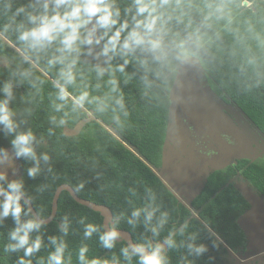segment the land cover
I'll list each match as a JSON object with an SVG mask.
<instances>
[{
	"label": "trees",
	"instance_id": "1",
	"mask_svg": "<svg viewBox=\"0 0 264 264\" xmlns=\"http://www.w3.org/2000/svg\"><path fill=\"white\" fill-rule=\"evenodd\" d=\"M19 2L26 3L27 0ZM196 3H201V0H196ZM214 3L221 6L223 19L216 20L214 17L210 22L211 28L207 34L211 43L197 60L205 69L213 91L223 100L237 105L264 134V83L250 91L244 87L246 82H252L254 75L264 79V0H214ZM192 16L194 23L199 24L201 16L196 11ZM4 22L0 18V24ZM248 60H253L254 64L248 65ZM20 61L15 35L0 34V84L9 78V72L18 65L28 67ZM91 64L80 58L77 83L69 88L73 96H78L84 90L89 92L88 102L76 109L69 102L62 111H55V105L60 103L55 98L56 90L53 87L57 68L48 69L43 61L35 73L43 83L37 81L36 86L32 87L25 82L14 88L16 99L10 107L16 110L14 118L17 121H25L19 131L31 128L38 139L43 137L37 152L49 153L52 172L44 170L35 179L29 178L26 169L30 167V162L14 156L11 138H6L3 132H0V147L7 149L11 159L0 165V172H6L8 180H24V187L33 197L36 212L39 211L43 217L50 215L55 189L63 183L71 185L78 196L107 205L113 216L124 212L126 217L131 215L133 207L143 206L144 189L149 187L156 193L161 210L168 211L170 220L160 235L153 239L151 232L145 230L143 217L135 229L126 219H121L118 228L129 231L136 243H142L145 238L153 243H162L174 223L179 225L188 219L191 232L202 228L201 221L207 220L216 235L210 237L208 231H200L198 242L207 245L208 251L198 258L189 257L194 259V264H264V255L241 262L232 254L250 257L256 253L244 219L251 205L233 179L241 175L264 196V158H244L233 165L211 171L200 191L188 204L183 203L157 173L162 166L170 91L178 69L173 71L169 88L159 98L142 96L138 76L124 85V77L117 73L128 112L125 117L118 111L113 112L111 107L106 111L98 109L96 97H103L107 88L103 82H100L101 87H96L97 80L90 69ZM242 65L246 69L245 74L239 70ZM127 71H133V67L130 65ZM109 104L112 102L109 101ZM25 109H30V114ZM53 116L57 122L63 119L65 123L53 125L50 122ZM77 127L79 130L74 132L66 130ZM49 128L53 130L51 135ZM82 181L83 187H79ZM40 188L43 190L38 191ZM130 188L136 189V196H132ZM65 215L71 221L65 258L70 254L71 264H79L77 251L81 244H87L89 259L98 257L110 260L115 254L120 264H128L120 251L127 245L124 240L119 238L114 248L104 249L97 234L84 239L83 226L78 223L80 218L86 217V222L102 225L104 230L103 217L100 212L76 202L66 190L59 196L56 216L41 230L44 247L31 257L32 264H37L39 257L46 259L48 253L53 251L48 237L61 235L58 228ZM13 227L11 217L0 225V264H16L17 258L23 255V249L4 252L3 245L9 242L7 233ZM35 235L32 234L33 238ZM180 239L184 238L177 237V240ZM185 254L186 249L183 248L168 250L170 264H178ZM132 264H137V258H133Z\"/></svg>",
	"mask_w": 264,
	"mask_h": 264
},
{
	"label": "clouds",
	"instance_id": "2",
	"mask_svg": "<svg viewBox=\"0 0 264 264\" xmlns=\"http://www.w3.org/2000/svg\"><path fill=\"white\" fill-rule=\"evenodd\" d=\"M193 11L201 16L199 24L193 21ZM221 12V6L214 0H201L199 4L196 0H27L26 3L0 0V18L5 21L0 24V34L15 35L21 54L20 63L28 65L27 68L18 65L0 84V132L11 138L14 156L30 162L27 176L35 179L44 170L51 173V157L47 151L37 152L43 137L38 139L31 128L19 131L25 121L14 118L17 112L10 105L16 99L14 88L17 85L27 82L35 87L37 81L43 83L35 75L41 61L48 69L57 68L53 87L55 98L60 103L55 105V111H62L69 102L73 109L88 102L87 90L78 96L69 91L77 83L80 58L87 55L97 61L90 65L97 80L96 87H101L100 82H103L107 88L103 97H96L98 109L106 111L111 107L113 112L118 111L127 117L117 73L124 77V85L138 76L142 96L159 98L169 88L173 71L196 60L211 43L207 30L211 28L210 22L214 17L223 19ZM97 46L99 50L95 51ZM246 63L253 65L254 61ZM130 65L133 67L131 72L127 71ZM239 70L242 74L246 72L243 65ZM262 83L264 79L254 75L252 82H246L244 87L250 91ZM30 111L25 109L29 114ZM50 122L53 125L65 123L63 119L57 122L55 116ZM48 131L51 135L53 130L49 128ZM10 159L7 149L0 147V165ZM83 184L82 181L79 187ZM129 192L136 196L135 188H130ZM144 192L143 206L133 207L127 217L124 212L114 215L107 230L81 217L78 223L83 226L84 239L97 234L101 247L112 249L120 238L118 226L121 219H126L135 229L141 217L145 230L151 232L153 239L158 237L170 216L167 210H161L151 188L145 187ZM32 202L33 197L26 191L22 178L8 180L7 173L0 172V225L8 217L14 222V227L7 233L9 242L3 245V249L5 253L23 249V255L17 258L16 264H32L31 257L44 247L41 230L45 227V220L39 211L35 216L31 214L29 205ZM201 223L202 228L191 232L188 219L179 225L174 223L162 243H153L145 238L142 243L122 247L121 255L128 264H132L134 257L137 264H170L168 250L183 248L186 254L181 256L178 264H194V259L189 257L198 258L208 251L207 245L198 242L200 231H208L210 237L216 235L209 221ZM70 224L69 217L65 215L58 228L61 235L48 237L53 251L46 259L39 257L37 264H71V255L65 258ZM33 233H36L34 238ZM177 237L184 239L177 240ZM213 244L216 245L215 240ZM87 253V244H81L77 251L79 264H120L115 254L109 260L89 259Z\"/></svg>",
	"mask_w": 264,
	"mask_h": 264
},
{
	"label": "rangeland",
	"instance_id": "3",
	"mask_svg": "<svg viewBox=\"0 0 264 264\" xmlns=\"http://www.w3.org/2000/svg\"><path fill=\"white\" fill-rule=\"evenodd\" d=\"M81 59L97 62L87 55ZM77 129L66 128L68 132ZM244 158H264V134L237 105L213 91L197 59L178 68L170 91L162 166L157 173L188 204L211 171ZM176 175L180 176L177 182ZM187 177L190 186L184 183ZM233 182L254 206L245 219L251 240L264 244V196L239 174Z\"/></svg>",
	"mask_w": 264,
	"mask_h": 264
},
{
	"label": "water",
	"instance_id": "4",
	"mask_svg": "<svg viewBox=\"0 0 264 264\" xmlns=\"http://www.w3.org/2000/svg\"><path fill=\"white\" fill-rule=\"evenodd\" d=\"M167 186L172 190V188L168 184H167ZM63 190L68 191L70 193V195L72 196V198L76 202H78L79 204L84 205L86 207H89L90 209H92L94 211L100 212V214L103 217V228H104V230H107V228L109 227V224L113 218V213H112L111 209L105 204L96 203V202H93L89 199H85V198L78 196L76 191L73 189V187L71 185H69L68 183L60 184L55 189V192H54V195L52 198L51 213L48 217H44L45 224L51 222L54 219V217L56 216L57 208H58V199H59V196ZM29 207L32 210V215L35 216L37 212H36L33 204L31 203L29 205ZM118 231L120 232V239L124 240L127 244L136 243L133 240L132 235L129 231H127L125 229H121V228H118Z\"/></svg>",
	"mask_w": 264,
	"mask_h": 264
},
{
	"label": "flooded vegetation",
	"instance_id": "5",
	"mask_svg": "<svg viewBox=\"0 0 264 264\" xmlns=\"http://www.w3.org/2000/svg\"><path fill=\"white\" fill-rule=\"evenodd\" d=\"M227 102V101H226ZM227 103H229V102H227ZM258 159V158H257ZM189 176V175H188ZM177 180H180V176L179 175H176L175 176V178H174V181L175 182H177ZM185 184H187V185H189L188 183H189V178L187 177V180H185V182H184ZM190 186V185H189ZM188 186V187H189ZM173 190V189H172ZM174 191V190H173ZM177 196H178V198H180V196L177 194V193H175ZM183 203H186V202H184L182 199H180ZM251 207V206H250ZM256 211L258 212V214H263V211L262 210H257L256 209ZM250 212L251 211H249V212H247L245 215H244V219H249V217H246V216H248V215H250ZM257 226V225H256ZM258 227V226H257ZM259 228V227H258ZM252 241V240H251ZM254 244H251L252 245V248L254 249V251H256V253L254 254V255H252V256H250V257H246L245 255H243V254H241V255H239V254H236V253H234V252H232V254L234 255V257L236 258V259H238L239 261H241V262H248V261H251V260H253V259H255V258H258V257H261V256H263L264 255V244H261V245H259V241H255V242H253Z\"/></svg>",
	"mask_w": 264,
	"mask_h": 264
},
{
	"label": "crops",
	"instance_id": "6",
	"mask_svg": "<svg viewBox=\"0 0 264 264\" xmlns=\"http://www.w3.org/2000/svg\"><path fill=\"white\" fill-rule=\"evenodd\" d=\"M246 197V196H245ZM247 200H248V198H247ZM249 201V200H248ZM250 202V201H249ZM187 204V203H186ZM250 205H251V207L249 208V210L247 211V212H249V211H251L252 209H254V206L251 204V202H250ZM259 210H261V209H259ZM246 212V213H247ZM245 215V214H244Z\"/></svg>",
	"mask_w": 264,
	"mask_h": 264
}]
</instances>
